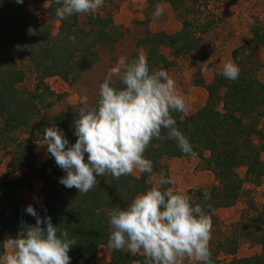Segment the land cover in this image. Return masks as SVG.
<instances>
[{
  "label": "trees",
  "instance_id": "1",
  "mask_svg": "<svg viewBox=\"0 0 264 264\" xmlns=\"http://www.w3.org/2000/svg\"><path fill=\"white\" fill-rule=\"evenodd\" d=\"M41 1L49 2L50 13L59 21L55 35L51 25L39 22L29 9ZM169 2L173 4V0ZM57 7L59 5L54 0H24L23 4H17L16 0H0L5 29L0 35V147H12L10 165L23 169L16 177L0 181V256L5 251L3 233L17 236L21 221L35 225V218L24 212L31 204L41 217L46 210L53 224L66 229L69 238L77 241L69 252L71 264H96L99 246L108 245L109 213L113 208L126 207L136 194L152 186L147 173L125 175L119 179L105 175L97 177L98 183L91 191L80 194L77 189H69L59 183V178L65 173L49 153L40 166L35 167L31 147L15 137L16 131H23L31 136L38 133L44 139V129L55 124L65 132L70 143H74V120L78 118L79 108H68L50 117H42L40 107L48 106V99L55 96L45 79L57 76L66 83L76 81L99 60V46L113 45L123 36V32L115 27L111 15L87 14L82 25L79 14L63 20L58 18L55 13ZM206 30L203 29L202 33ZM263 30L264 24L252 27L251 41L264 46ZM198 41L200 35L192 31L190 21L185 19L174 33H151L147 30L138 44L146 48V58L153 70L157 65L169 69L173 64L160 53L161 46L169 47L175 55H179L194 49ZM248 45L249 42L245 43V46ZM238 50L232 51V58L240 68L237 80H227L220 74L215 75L211 83H206L202 77L196 79L194 84L207 92L205 104L190 114L172 113L177 127L190 140L198 158L216 179L208 193L196 191L197 201H191L193 205H202L206 213L232 206L245 181L258 184L264 177V159L261 158L264 143L257 144L252 139L253 135L261 139L264 137L258 128L264 107V81L256 76L255 70L238 59ZM21 58L28 61L36 76L34 91H22L17 87L25 76L18 63ZM111 84L122 87L120 81ZM144 155L152 161L153 172L167 177L166 166L160 160L187 156L180 151L176 141L168 137L166 130H162L159 139L150 142ZM240 166L246 168L243 178L236 173ZM35 179L41 182L42 205L22 204L18 200V189L32 188ZM255 218V227L246 226L243 221L239 224L244 230L243 236L257 243L260 252L233 259L231 263L213 257V264H264V205ZM223 252L233 256L235 249L229 247ZM102 264H144V256L142 253L132 256L126 249H111L108 261Z\"/></svg>",
  "mask_w": 264,
  "mask_h": 264
},
{
  "label": "clouds",
  "instance_id": "2",
  "mask_svg": "<svg viewBox=\"0 0 264 264\" xmlns=\"http://www.w3.org/2000/svg\"><path fill=\"white\" fill-rule=\"evenodd\" d=\"M23 2L16 0L17 4ZM54 2L59 5L56 16L63 20L94 13L105 0ZM163 15L164 8L157 4L153 17ZM218 74L235 81L240 68L229 61ZM113 77L119 78L122 87L110 83ZM97 96L91 105L87 95L80 97L74 143L55 124L44 129L47 152L65 173L59 183L66 188L87 194L96 187L97 177L111 175L119 179L134 170L151 176L153 163L144 153L153 139L160 138L162 130L176 141L183 154L198 158L172 115L188 111L184 97L177 94L175 81L166 70L150 69L146 56L138 55L131 61L119 57L99 84ZM172 183L161 173L154 186L136 194L126 207L113 208L108 215V246L115 251L127 249L132 256L142 253L144 264H184L187 259L195 264H213L211 217L202 205H193L188 194L165 187ZM24 212L36 223L21 221L17 236L3 242L10 251L0 256V264H71L69 252L77 241L69 238L68 231L55 226L46 210L41 217L29 204Z\"/></svg>",
  "mask_w": 264,
  "mask_h": 264
},
{
  "label": "rangeland",
  "instance_id": "3",
  "mask_svg": "<svg viewBox=\"0 0 264 264\" xmlns=\"http://www.w3.org/2000/svg\"><path fill=\"white\" fill-rule=\"evenodd\" d=\"M172 3L169 0H105L103 7L93 14L111 15L115 27L123 32L122 38L113 45L99 46L97 49L99 60L90 69L84 71L76 81L66 83L57 76L46 78L45 82L55 96L48 99L50 103L48 106L43 104L44 106L40 107L41 116L47 118L68 108H80L82 95L88 96L89 105L94 104L98 99L99 84L104 81L109 69L115 65L119 57L126 56L131 61L138 55L146 56V48L138 44V40L147 30L151 33L161 31L174 33L181 28L182 21L185 19L190 21L192 31L200 35V41L194 49L179 55H175L171 48L161 46L160 53L173 61V64L169 69L158 65L153 68V71L166 70L174 79L177 94L182 95L188 105V111L184 114L196 111L207 100L205 89L200 86H198L200 90L196 89L197 85L194 81L202 77L206 83H211L226 62L231 61L235 64L232 58L234 49L239 48L238 59L255 70L256 76L264 81V46L259 42L251 41L252 27L264 24V0H173ZM157 4L164 8V15L158 19L153 17ZM48 5V1H41L31 5L29 9L36 15L39 22L50 24L52 33L55 35L58 32L59 21L50 13ZM86 16L87 14H79L82 25ZM205 28H207L206 32L202 33ZM4 32L3 16L0 14V35ZM248 42L249 45L245 46ZM241 46L244 48L241 49ZM18 63L25 72L23 80L17 85L18 89L34 91L37 79L28 61L21 58ZM118 81V77H113L110 83ZM202 90L206 94L204 104L201 98ZM258 128L264 134V107L261 109ZM15 137L31 147L35 167H39L48 157L47 141L40 134L31 136L26 132L16 131ZM252 139L257 144L264 143V137L261 139L253 135ZM12 151V147L5 149L0 147L1 182H6L23 171L21 168L15 169L10 165ZM261 158L264 159V151L261 153ZM160 163L166 166L167 174L173 181L171 184L173 191L188 194L192 202L197 201L196 191L206 194L216 183L213 173L206 169V164L199 158L191 159L189 156L163 158ZM245 169L244 166H240L236 169V173L243 178ZM138 172L134 170L132 175L139 176L141 173L137 174ZM152 174L148 179L151 186L156 184L161 175L157 172ZM40 187L41 182L35 179L32 188H19L18 200L22 204L34 203L41 206ZM263 205L264 177L258 184L245 181L238 199L232 206L216 208L207 213L212 220L211 258L224 259L231 263L233 259L260 252V246L257 243L243 236L244 230L239 223L243 221L246 226L255 227L253 221H257L255 217ZM9 236L16 237L13 233L5 232L2 234L3 241ZM229 247L235 249L233 256L223 252V249ZM107 249L111 251L108 245L99 246L96 264L105 263V260L109 258ZM9 251L10 249L5 247L3 255ZM192 262H194L192 259L185 261V263Z\"/></svg>",
  "mask_w": 264,
  "mask_h": 264
},
{
  "label": "crops",
  "instance_id": "4",
  "mask_svg": "<svg viewBox=\"0 0 264 264\" xmlns=\"http://www.w3.org/2000/svg\"><path fill=\"white\" fill-rule=\"evenodd\" d=\"M196 89H199L200 90V88H198V86H196L195 87ZM202 89V88H201ZM201 98H202V100H203V104H204V99L206 98V94H205V91L204 90H202L201 91ZM168 160V159H167ZM140 172H138L137 174H139ZM153 175V174H152ZM155 184H153L152 186H154ZM108 255H110V250L109 249H107V257H108ZM108 259L109 258H107L106 260H105V262H107L108 261Z\"/></svg>",
  "mask_w": 264,
  "mask_h": 264
}]
</instances>
